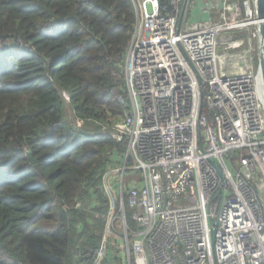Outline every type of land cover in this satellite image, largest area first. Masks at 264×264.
I'll return each instance as SVG.
<instances>
[{
    "label": "built area",
    "instance_id": "2783aa9c",
    "mask_svg": "<svg viewBox=\"0 0 264 264\" xmlns=\"http://www.w3.org/2000/svg\"><path fill=\"white\" fill-rule=\"evenodd\" d=\"M133 1L129 95L118 98L122 115L100 126L127 150L104 176V237L82 263L107 264L113 239L122 264H264L255 37L231 33L257 27L253 0H214L206 20L190 16L193 0ZM223 33L229 37L220 41ZM221 44L237 51L220 54Z\"/></svg>",
    "mask_w": 264,
    "mask_h": 264
},
{
    "label": "trees",
    "instance_id": "16d2710c",
    "mask_svg": "<svg viewBox=\"0 0 264 264\" xmlns=\"http://www.w3.org/2000/svg\"><path fill=\"white\" fill-rule=\"evenodd\" d=\"M137 21L133 0H0V264H83L100 246L104 176L127 150L100 126L123 113Z\"/></svg>",
    "mask_w": 264,
    "mask_h": 264
},
{
    "label": "water",
    "instance_id": "95a60500",
    "mask_svg": "<svg viewBox=\"0 0 264 264\" xmlns=\"http://www.w3.org/2000/svg\"><path fill=\"white\" fill-rule=\"evenodd\" d=\"M256 17L258 19L257 34H258V46H259V61L257 67V87L264 106V0H253ZM235 46H240V42H236ZM240 70L239 62L235 63L232 72ZM31 160L33 158L32 153H29Z\"/></svg>",
    "mask_w": 264,
    "mask_h": 264
},
{
    "label": "rangeland",
    "instance_id": "374dc122",
    "mask_svg": "<svg viewBox=\"0 0 264 264\" xmlns=\"http://www.w3.org/2000/svg\"><path fill=\"white\" fill-rule=\"evenodd\" d=\"M256 30H257V27H252L251 29H249L247 32H248V36L244 37L243 39H247L248 37L250 36H254L255 39L253 40L252 42V45L249 46V49L250 47L252 46L251 48V52H253V54L256 56V54H258V57H259V46H258V34L256 33ZM239 30H235V31H232L231 33H234V32H238ZM229 37V34L227 33H223L222 36H220V41L221 39H226ZM254 43V44H253ZM247 47V44H244L241 46L240 49H243ZM219 53L220 54H226V53H233L234 51H237L235 48H231L230 49L228 48L227 44H221L219 46V49H218ZM255 63H256V60H255ZM65 101L67 103V113L69 115V117H71L72 113H71V108H70V104H69V99L67 97H65ZM35 228H38L40 230H54V226H53V223L49 220H43L41 221L38 225L35 226ZM121 229V227H119ZM116 248H117V244L115 242H113V239L111 240V242H109V250L111 251L112 255L116 254Z\"/></svg>",
    "mask_w": 264,
    "mask_h": 264
},
{
    "label": "crops",
    "instance_id": "0c3cea01",
    "mask_svg": "<svg viewBox=\"0 0 264 264\" xmlns=\"http://www.w3.org/2000/svg\"><path fill=\"white\" fill-rule=\"evenodd\" d=\"M234 1L239 4L238 0ZM192 2L190 16H192L193 20H206L210 18L208 10L212 7L214 0H193Z\"/></svg>",
    "mask_w": 264,
    "mask_h": 264
}]
</instances>
